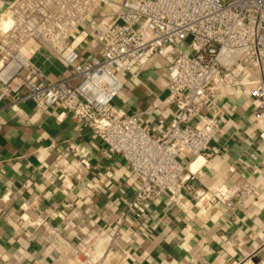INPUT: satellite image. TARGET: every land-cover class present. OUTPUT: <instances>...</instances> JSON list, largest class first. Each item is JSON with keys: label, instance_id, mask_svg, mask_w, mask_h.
<instances>
[{"label": "built area", "instance_id": "built-area-1", "mask_svg": "<svg viewBox=\"0 0 264 264\" xmlns=\"http://www.w3.org/2000/svg\"><path fill=\"white\" fill-rule=\"evenodd\" d=\"M80 32L94 43L93 55L78 50ZM32 48L45 49L66 74L48 78L27 56ZM157 58L166 67V102L176 112L163 136L113 105L121 76L135 80ZM243 88L264 143V0H10L0 13V102L9 100L16 111L30 101L36 114L59 109L57 121L70 115L89 129L136 175L133 196L120 199L136 218L161 197L183 213L201 199L202 214L216 205L233 215L244 209L255 192L249 182L200 185L190 168L219 154L223 93ZM89 168L74 149L59 153L51 171L60 176L59 192H73ZM91 240L78 243L68 264H97L84 247Z\"/></svg>", "mask_w": 264, "mask_h": 264}, {"label": "crops", "instance_id": "crops-1", "mask_svg": "<svg viewBox=\"0 0 264 264\" xmlns=\"http://www.w3.org/2000/svg\"><path fill=\"white\" fill-rule=\"evenodd\" d=\"M8 1L0 0V13ZM84 36L80 32L76 46L93 55L96 47ZM27 56L52 80L67 72L43 48ZM121 79L113 105L163 136L176 114L166 102L164 61L147 63L135 80ZM9 103L0 102V264H68L87 235L92 240L84 247L97 264H242L264 251V143L257 138L247 88L223 93L215 141L220 152L190 167L200 185L245 180L255 188L234 215L220 205L200 213L204 199L183 213L161 197L136 218L120 200L133 196L136 175L89 129L70 115L57 121L59 109L36 114L30 101L18 103L16 111ZM65 149L85 155L90 165L68 196L59 192L60 176L51 173ZM180 159L190 165V155Z\"/></svg>", "mask_w": 264, "mask_h": 264}, {"label": "rangeland", "instance_id": "rangeland-1", "mask_svg": "<svg viewBox=\"0 0 264 264\" xmlns=\"http://www.w3.org/2000/svg\"><path fill=\"white\" fill-rule=\"evenodd\" d=\"M242 264H264V251L250 261H245Z\"/></svg>", "mask_w": 264, "mask_h": 264}, {"label": "bare ground", "instance_id": "bare-ground-1", "mask_svg": "<svg viewBox=\"0 0 264 264\" xmlns=\"http://www.w3.org/2000/svg\"><path fill=\"white\" fill-rule=\"evenodd\" d=\"M5 26H6V25L3 23V24H2V27H5ZM11 66H13V64H12ZM191 168L193 169V166H192ZM192 169H191V170H192Z\"/></svg>", "mask_w": 264, "mask_h": 264}]
</instances>
